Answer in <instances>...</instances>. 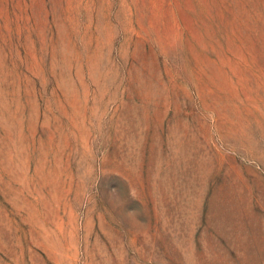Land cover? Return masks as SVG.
<instances>
[{"label": "rangeland", "instance_id": "obj_1", "mask_svg": "<svg viewBox=\"0 0 264 264\" xmlns=\"http://www.w3.org/2000/svg\"><path fill=\"white\" fill-rule=\"evenodd\" d=\"M0 264H264V0H0Z\"/></svg>", "mask_w": 264, "mask_h": 264}]
</instances>
